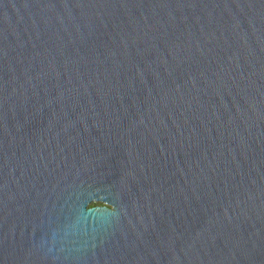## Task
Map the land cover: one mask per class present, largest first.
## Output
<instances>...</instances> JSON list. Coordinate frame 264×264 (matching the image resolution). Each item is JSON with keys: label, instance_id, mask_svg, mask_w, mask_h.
I'll list each match as a JSON object with an SVG mask.
<instances>
[{"label": "water", "instance_id": "obj_1", "mask_svg": "<svg viewBox=\"0 0 264 264\" xmlns=\"http://www.w3.org/2000/svg\"><path fill=\"white\" fill-rule=\"evenodd\" d=\"M0 264H264V0H0Z\"/></svg>", "mask_w": 264, "mask_h": 264}, {"label": "rangeland", "instance_id": "obj_2", "mask_svg": "<svg viewBox=\"0 0 264 264\" xmlns=\"http://www.w3.org/2000/svg\"><path fill=\"white\" fill-rule=\"evenodd\" d=\"M90 206H95V205H104V203L100 202V201H93L89 204Z\"/></svg>", "mask_w": 264, "mask_h": 264}]
</instances>
